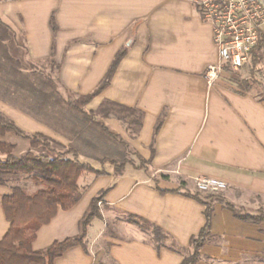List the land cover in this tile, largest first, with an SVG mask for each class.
I'll use <instances>...</instances> for the list:
<instances>
[{"label":"crops","instance_id":"obj_1","mask_svg":"<svg viewBox=\"0 0 264 264\" xmlns=\"http://www.w3.org/2000/svg\"><path fill=\"white\" fill-rule=\"evenodd\" d=\"M52 15L58 27V80L77 97L94 90L116 54L127 50L110 85L86 107L96 110L110 100L142 111V125L132 136L113 129L152 163L150 172L132 167L118 176L113 171L84 173L78 181L81 199L69 210L60 208L39 229L35 250L78 235L92 199L113 183L101 202V216L88 226L85 248H69L55 264H181L184 253L172 249L173 243L189 248L205 224V207L182 193L159 192L154 176L161 189L185 183L190 191L196 189L197 178L218 177L227 182L223 196L231 202L264 207V97L241 93L225 72L208 84L206 68L218 61L213 24L190 0H2L0 19L12 28L8 54L16 59V45L22 41L31 63L48 60L54 42ZM261 55L264 64V50ZM36 132L66 145L44 128ZM10 193L9 186L0 185V240L10 227L2 205ZM128 214L156 224L169 238L157 248L153 233L129 223ZM263 247L264 222L239 220L218 201L212 237L197 264L247 262L261 255Z\"/></svg>","mask_w":264,"mask_h":264},{"label":"trees","instance_id":"obj_2","mask_svg":"<svg viewBox=\"0 0 264 264\" xmlns=\"http://www.w3.org/2000/svg\"><path fill=\"white\" fill-rule=\"evenodd\" d=\"M50 24L54 35V42L47 61L50 63L52 69L50 73L43 72L42 75L39 76L37 74L35 76L44 86H52L55 79L56 83L60 85L58 80L60 66L55 60V37L58 27L54 15L51 17ZM10 30H12L10 25L0 19V80L4 82L3 88L6 91H12V88H26L34 94L43 96L44 100L40 103V109H44L48 102H52L50 100L52 95L45 93L42 89L30 83L23 71L16 67L18 61L8 54L6 45L9 40ZM263 50L264 31H260L257 45L250 54L249 62L251 67L248 77L242 78L230 64L225 66L224 72L229 74L228 80L236 85L241 93L250 92L253 83H260L257 78V72L264 67L261 55ZM126 54L127 50L125 48L116 54L102 81L94 90L84 96L82 106L70 98H63L60 95L55 99V102L58 105L60 103L66 104L75 112H79L85 120L96 124L103 133L122 144L132 157L135 156L139 160L138 165L130 159L116 160L105 157L98 160L101 167H95L92 163L82 160L77 148L73 146L67 147L41 132H28L13 119L0 112V185L9 186L13 179L25 174L39 186L33 194H28L25 188L20 185L9 186L11 193L3 196L2 205L6 218L10 222V227L3 239L0 240V264H55V260L62 256L69 248L77 245L85 248L88 226L95 218L101 216L99 203L103 202L107 192L114 186V183L102 189L92 199L87 211L80 220V232L78 235L61 241H54L51 245L41 250L33 248V242L37 237L39 229L49 224L57 215L60 208L69 210L81 199L82 190L78 185V181L84 173L104 175L113 171L114 175L118 176L125 172L128 165L150 172L152 158L144 159L138 152L133 151L123 136L113 130L105 121L106 118L111 116H116L119 120H123V117L117 115V113L126 112V117H132L130 119L131 123L141 126L144 113L136 108L110 100L103 101L97 111L86 108L88 103L110 85L120 61ZM31 65L32 67L35 66ZM46 76L48 81L45 80ZM76 119L78 118L76 117ZM163 120L164 114L159 117L154 129L151 145L152 156L155 153V138L162 126ZM83 131L84 128L78 131L71 129V133L75 139H81ZM11 136L25 141L28 149L24 153L17 155L18 146L9 140ZM39 148H43V150H39ZM107 165L112 170L107 168ZM153 184L161 193H182L187 197L196 199L205 207V224L191 238L189 248L182 249L173 243L172 249L184 253L181 264L198 263L201 250L212 235V216L216 202H223L239 220L249 223L264 222L263 208L258 209L257 212L249 213L243 206L235 204L223 196L202 195L201 193L190 191L185 187V183H182L177 189H161L156 176L153 177ZM126 220L143 231L152 232V240L157 248H160L162 242L169 238L159 226L138 215L128 214L126 215Z\"/></svg>","mask_w":264,"mask_h":264},{"label":"rangeland","instance_id":"obj_3","mask_svg":"<svg viewBox=\"0 0 264 264\" xmlns=\"http://www.w3.org/2000/svg\"><path fill=\"white\" fill-rule=\"evenodd\" d=\"M20 44L21 47H18V45L15 44L17 46L16 60L18 61V63H16V67L23 71L30 83H33L45 93L52 95L51 97L49 96L52 102H48L49 104L47 103L44 109H40V103L44 100L43 96L34 94L26 88H12V91H6L3 88V80H0V112L13 119L20 127L28 132H36L44 128L54 136H61L62 138H60V140L66 142L67 147L73 146L77 148L82 160L92 163L95 167H101L98 160L105 157L116 160L130 159L133 163L138 165L139 160L135 156L132 157L122 144L103 133L96 124L85 120L79 112H75L66 104H56L55 99L58 95L63 98H70L80 106H82L83 99L77 97V93H72L64 89V87L56 83V79L52 86H44L41 84L35 76L37 74L40 76L43 72L50 73L52 69L50 63L47 60L43 62L31 63L27 60L26 52L22 46L24 43L20 41ZM31 64L35 66L32 67ZM250 67V62L248 61L243 67L238 69L237 72L242 78L248 77ZM225 75L227 78L229 77V74L226 73ZM257 78L260 83H253L251 91L258 94L260 97H264V67L257 72ZM45 80L48 81L47 76L45 77ZM86 108L88 109V107ZM97 110L98 109L94 111ZM117 115L122 116L123 120H119L116 116H111L106 118L105 121L112 129L114 128L123 132L126 131L128 135L132 136L138 129L136 123L130 122L132 117H126V112H118ZM76 117L78 119H76ZM112 118L114 122L110 121ZM83 128V137L81 139H75L74 135L71 133V129L78 131ZM9 140L17 144V155L24 153L28 149V145L25 141L19 139L17 140L12 136ZM39 150H43V148H39ZM132 167V165H128L125 170H131ZM107 168L112 170L109 165H107ZM13 185H20L24 187L28 194H33L39 188V186L25 174L19 175L17 178L13 179L9 186ZM224 191L225 190L220 191L219 193L203 192L198 190L197 186L196 189L193 190V192H198L202 195L212 194L220 196L224 195ZM100 205L101 202L99 203V206ZM243 207L249 213H254L257 212L256 207L258 206ZM261 208L264 209L263 206ZM237 264H264V251L261 255L258 254L254 258L252 257L250 261Z\"/></svg>","mask_w":264,"mask_h":264},{"label":"built area","instance_id":"obj_4","mask_svg":"<svg viewBox=\"0 0 264 264\" xmlns=\"http://www.w3.org/2000/svg\"><path fill=\"white\" fill-rule=\"evenodd\" d=\"M203 19L213 24L218 61L208 65L205 79L209 85L216 82L230 64L238 70L250 60L260 31H264V0H190ZM198 190L219 193L227 182L218 177H199Z\"/></svg>","mask_w":264,"mask_h":264}]
</instances>
